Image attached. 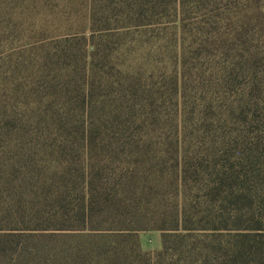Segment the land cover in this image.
<instances>
[{
    "label": "trees",
    "instance_id": "1",
    "mask_svg": "<svg viewBox=\"0 0 264 264\" xmlns=\"http://www.w3.org/2000/svg\"><path fill=\"white\" fill-rule=\"evenodd\" d=\"M51 1L0 0V264H264V150H214L114 56L213 0Z\"/></svg>",
    "mask_w": 264,
    "mask_h": 264
},
{
    "label": "rangeland",
    "instance_id": "2",
    "mask_svg": "<svg viewBox=\"0 0 264 264\" xmlns=\"http://www.w3.org/2000/svg\"><path fill=\"white\" fill-rule=\"evenodd\" d=\"M170 23L132 30L118 40L124 48L114 42L121 46L115 61L136 65L165 86L161 101H169L174 120L206 119L218 133L236 137L214 150L225 145L236 148V157L254 158L264 150V15L244 0H213L189 5L180 28ZM140 237L145 250L162 249L161 232Z\"/></svg>",
    "mask_w": 264,
    "mask_h": 264
}]
</instances>
